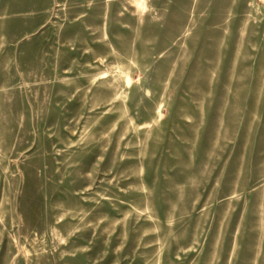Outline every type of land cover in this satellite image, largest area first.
<instances>
[{"label": "rangeland", "instance_id": "374dc122", "mask_svg": "<svg viewBox=\"0 0 264 264\" xmlns=\"http://www.w3.org/2000/svg\"><path fill=\"white\" fill-rule=\"evenodd\" d=\"M0 264H264V0H0Z\"/></svg>", "mask_w": 264, "mask_h": 264}]
</instances>
